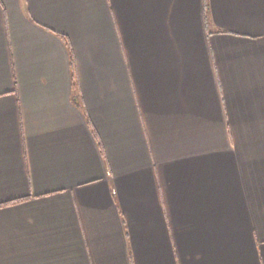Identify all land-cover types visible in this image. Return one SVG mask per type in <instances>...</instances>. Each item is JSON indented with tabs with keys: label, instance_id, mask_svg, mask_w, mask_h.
<instances>
[{
	"label": "crops",
	"instance_id": "0c3cea01",
	"mask_svg": "<svg viewBox=\"0 0 264 264\" xmlns=\"http://www.w3.org/2000/svg\"><path fill=\"white\" fill-rule=\"evenodd\" d=\"M0 264H264V0H0Z\"/></svg>",
	"mask_w": 264,
	"mask_h": 264
},
{
	"label": "trees",
	"instance_id": "16d2710c",
	"mask_svg": "<svg viewBox=\"0 0 264 264\" xmlns=\"http://www.w3.org/2000/svg\"><path fill=\"white\" fill-rule=\"evenodd\" d=\"M206 9H207V3H206ZM206 18H207V15H206ZM71 68H72L73 76H75L76 75L75 74V63L73 60L71 61Z\"/></svg>",
	"mask_w": 264,
	"mask_h": 264
}]
</instances>
